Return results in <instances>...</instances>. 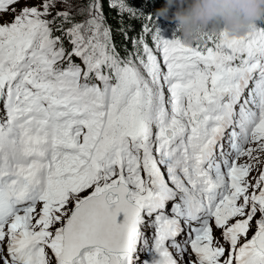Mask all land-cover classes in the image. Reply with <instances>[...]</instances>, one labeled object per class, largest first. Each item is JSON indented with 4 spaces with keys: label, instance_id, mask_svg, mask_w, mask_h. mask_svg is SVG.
<instances>
[{
    "label": "snow or ice",
    "instance_id": "obj_1",
    "mask_svg": "<svg viewBox=\"0 0 264 264\" xmlns=\"http://www.w3.org/2000/svg\"><path fill=\"white\" fill-rule=\"evenodd\" d=\"M104 4L0 0V264H264V28L121 55Z\"/></svg>",
    "mask_w": 264,
    "mask_h": 264
},
{
    "label": "clouds",
    "instance_id": "obj_2",
    "mask_svg": "<svg viewBox=\"0 0 264 264\" xmlns=\"http://www.w3.org/2000/svg\"><path fill=\"white\" fill-rule=\"evenodd\" d=\"M157 15L174 20L179 39L192 45L203 42L206 32L245 35L257 19H264V0H166ZM153 264H168V257L158 255Z\"/></svg>",
    "mask_w": 264,
    "mask_h": 264
},
{
    "label": "trees",
    "instance_id": "obj_3",
    "mask_svg": "<svg viewBox=\"0 0 264 264\" xmlns=\"http://www.w3.org/2000/svg\"><path fill=\"white\" fill-rule=\"evenodd\" d=\"M130 2L134 7L142 10L146 16L151 15L153 19L151 22L143 17L140 19H130L126 14L123 16V19H121L117 10L109 9L108 2L105 0L104 10L107 21L112 26L113 39L121 55L124 54V47L127 46V48L131 50L132 44L130 40H126L124 36L121 35L120 30L127 31L129 37H138L142 33L144 24H149L153 29H155L158 24L162 35L164 32L169 31L172 38L179 36L177 24L174 20L157 15V10L165 6L166 0H130ZM171 15L172 11L169 12V17ZM254 24L257 27L264 28V19H257ZM148 42L151 44V35L148 36Z\"/></svg>",
    "mask_w": 264,
    "mask_h": 264
}]
</instances>
